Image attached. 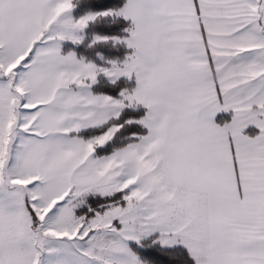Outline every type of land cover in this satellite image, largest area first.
<instances>
[{
    "label": "snow or ice",
    "instance_id": "snow-or-ice-1",
    "mask_svg": "<svg viewBox=\"0 0 264 264\" xmlns=\"http://www.w3.org/2000/svg\"><path fill=\"white\" fill-rule=\"evenodd\" d=\"M0 264H264V0H0Z\"/></svg>",
    "mask_w": 264,
    "mask_h": 264
},
{
    "label": "trees",
    "instance_id": "trees-1",
    "mask_svg": "<svg viewBox=\"0 0 264 264\" xmlns=\"http://www.w3.org/2000/svg\"><path fill=\"white\" fill-rule=\"evenodd\" d=\"M126 3V0H94V6L96 9H104V8H114L118 9L123 7ZM130 26V21H125L123 18H118L115 22L103 21L98 24L90 25L87 29L88 32V40L85 41V44L91 40L93 34L100 35H109V36H126L127 33L124 32V29ZM73 46L70 43H66L65 50L67 51L69 48ZM78 54L85 56L86 58L95 61L100 64L99 57L97 53L103 55L106 59H120L122 60L124 56L130 52V50L126 49L123 45H115L111 42L108 44L98 45L94 48H87L84 45L79 46L75 49ZM135 82L126 81L122 78L117 85L109 84L105 78H100V83L95 86L97 91H103L111 95H116L120 88L122 87H134Z\"/></svg>",
    "mask_w": 264,
    "mask_h": 264
}]
</instances>
